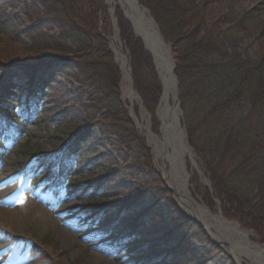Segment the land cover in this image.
Returning <instances> with one entry per match:
<instances>
[{
	"label": "rangeland",
	"instance_id": "1",
	"mask_svg": "<svg viewBox=\"0 0 264 264\" xmlns=\"http://www.w3.org/2000/svg\"><path fill=\"white\" fill-rule=\"evenodd\" d=\"M93 1L0 0V91L4 79L31 81L28 88L34 81L35 85L36 81L44 84L35 88L39 92L22 94L26 98L21 101L32 98L30 103L8 106L13 111L9 120L22 133L9 139L2 136L0 264H253L244 256L238 261L224 243L214 240L198 220L185 213L174 190L164 181L159 168L162 162L155 157L147 143L146 131L138 126L135 117L140 120L143 108L151 131L158 134L160 121L156 110L161 94L152 113L136 104L133 113L123 100L122 75L115 58L116 46L122 51L123 45L118 39L115 46L110 39L115 26L109 16V31L96 33L106 41L120 70L119 102L141 139L137 144L132 140L119 144V136L101 134L99 126L89 117L86 95L74 78L78 68L72 54L84 47L88 38L74 32L59 12L77 10L78 3L83 8L92 7ZM191 1L201 10L205 32L222 41L229 51L261 61L264 72V0ZM101 2L107 13L106 0ZM39 54H54L60 60L42 67L37 65L32 72L9 68L12 61H21L23 64L19 66L31 64ZM155 70L159 74L157 65ZM178 110L187 143L180 106ZM29 112L33 115L25 122L15 120V116L22 119ZM123 138V142L128 141ZM188 147L192 158L186 154L183 163L192 197L212 214H220L239 225L223 216L217 199L210 200L205 195L204 190L211 193L209 180L193 148ZM65 153L75 155L72 159L65 158L66 165L72 166L74 194L69 195L64 189L53 194L52 190L44 189L46 183L34 184L32 179L50 164L61 165ZM165 164L170 166L168 162ZM87 198L93 200V205L84 210ZM86 212H95L89 222L84 221ZM110 219L112 225L107 227L117 236L130 239L134 236L132 241H142L144 248L140 254L154 247L159 248V253L149 252V257L143 255L129 261L127 257H132L135 247L130 245L131 251H125L123 245L132 242L130 239L116 245L108 235L89 229L91 224L104 226ZM239 227L253 235L252 243L264 245L252 230Z\"/></svg>",
	"mask_w": 264,
	"mask_h": 264
},
{
	"label": "trees",
	"instance_id": "2",
	"mask_svg": "<svg viewBox=\"0 0 264 264\" xmlns=\"http://www.w3.org/2000/svg\"><path fill=\"white\" fill-rule=\"evenodd\" d=\"M93 2L92 7L83 8V4L78 3L77 10L59 12L74 32L85 34L88 38L84 47L72 53L76 56L73 62L78 68L74 78L82 94L86 95L88 115L99 126L101 134L119 136V144L131 140L137 144L141 138L134 132L119 102L120 70L106 41L96 33L97 30L109 31V17L101 0ZM140 2L149 10L171 49L187 142L198 157L211 188V193L204 190L205 195L210 200L219 201L223 216L252 230L264 241L262 62L248 60L229 51L222 41L205 32L201 10L194 1ZM121 14L117 8L115 15L119 37L128 53L134 89L144 108L152 113L161 94V83L150 53ZM59 60L54 54H39L31 64L19 66V63L23 64L21 61H12L9 68L22 72H30L31 69L32 72L37 65H51ZM30 82L25 80V83L16 85L4 79L0 91V111L4 112V104L11 97H16L19 88H27ZM36 83L43 84L41 81ZM34 84L35 81L31 86ZM122 138L128 141L123 142ZM50 171L49 175L55 172ZM68 184L72 193L76 183ZM84 200L86 206L93 205V200ZM141 242L135 240L133 246ZM151 251L159 253L154 248Z\"/></svg>",
	"mask_w": 264,
	"mask_h": 264
},
{
	"label": "bare ground",
	"instance_id": "3",
	"mask_svg": "<svg viewBox=\"0 0 264 264\" xmlns=\"http://www.w3.org/2000/svg\"><path fill=\"white\" fill-rule=\"evenodd\" d=\"M106 4L109 6L111 17H113V11L118 8L132 21L136 31L142 37L147 48L150 49L161 76L162 95L156 110V116L160 121V132L156 134L151 131L149 122L145 119L147 114L131 86L127 58L116 46L119 37L115 26L114 35L110 39L116 46L115 58L122 72V98L129 104L133 113L135 104L142 108L140 120L137 116L135 117L138 126L146 131L147 143L155 157L162 162L159 168L164 181L174 190L182 210L198 220L210 232L214 240L224 243L238 261L244 256L249 258L253 264H264V245L252 243L250 237L253 235L250 232L241 229L236 222L228 221L220 214H212L204 204L192 197L188 190L186 185L188 174L184 169L183 161L186 154L190 158L192 155L180 125L175 80L172 72V55L149 13L142 7L139 0H106ZM167 162L170 164L169 167L165 164Z\"/></svg>",
	"mask_w": 264,
	"mask_h": 264
},
{
	"label": "water",
	"instance_id": "4",
	"mask_svg": "<svg viewBox=\"0 0 264 264\" xmlns=\"http://www.w3.org/2000/svg\"><path fill=\"white\" fill-rule=\"evenodd\" d=\"M147 48V47H146ZM148 49V48H147ZM174 69V66H173V68H172V70ZM174 80H175V88H176V92H177V94H178V82H177V79H176V77H174ZM177 102V101H176ZM178 103V102H177Z\"/></svg>",
	"mask_w": 264,
	"mask_h": 264
}]
</instances>
